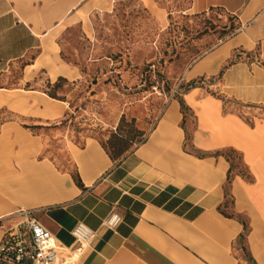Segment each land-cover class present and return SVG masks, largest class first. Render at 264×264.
Here are the masks:
<instances>
[{
	"label": "crops",
	"instance_id": "crops-1",
	"mask_svg": "<svg viewBox=\"0 0 264 264\" xmlns=\"http://www.w3.org/2000/svg\"><path fill=\"white\" fill-rule=\"evenodd\" d=\"M103 1L0 0V57L18 59L43 45L22 82L45 67L51 71L46 63L31 75L27 69L46 46L56 47L52 30L60 28L58 35L86 22ZM189 1L192 14L219 9L235 16L238 27L181 75L184 82L204 79L182 93L196 119L191 134L173 95L154 123L148 119V137L120 158L95 138L84 146L64 140L74 174L39 156L45 139L24 125L28 118L48 126L66 114L67 102L41 90L0 89V112L11 115L0 126V239L17 220L14 213L36 209L66 245L75 241L79 221L95 230L77 264H264V0ZM56 50L58 64L70 70ZM188 135L204 156L186 148ZM226 148L242 153L252 175L233 173L228 195L231 163L214 154ZM229 198L236 215L222 212ZM112 209L123 215L116 228L103 224ZM237 214L248 222L245 257L235 248L245 232Z\"/></svg>",
	"mask_w": 264,
	"mask_h": 264
},
{
	"label": "rangeland",
	"instance_id": "rangeland-1",
	"mask_svg": "<svg viewBox=\"0 0 264 264\" xmlns=\"http://www.w3.org/2000/svg\"><path fill=\"white\" fill-rule=\"evenodd\" d=\"M236 24L235 16L219 9L192 14L189 0H104L89 10L86 22L68 26L58 35L60 28L50 32L71 71L58 64L56 47L46 46L43 56L27 70L31 75L34 66L46 63L51 71L45 67L22 82L26 65L44 49L41 45L18 59L0 57V89L49 94L57 75L66 74L68 80L56 91L67 102L66 114L48 126H37L28 118L24 125L30 136L45 139L39 156H51L75 174L64 140L84 146L88 138H95L109 153L127 154L148 137V119L154 123L173 95L179 98L188 90L187 82L180 83L183 71L232 35ZM52 76L57 78L53 81ZM8 118L11 115L2 110L0 126ZM182 124L191 134L196 126L192 111L184 112ZM26 141L24 147L30 150L32 144L27 147ZM186 148L192 150L190 138ZM234 159L238 164L234 173L242 170L247 175L242 157ZM225 210L235 214L231 198ZM243 246L245 240L236 242L238 257L246 256Z\"/></svg>",
	"mask_w": 264,
	"mask_h": 264
},
{
	"label": "built area",
	"instance_id": "built-area-1",
	"mask_svg": "<svg viewBox=\"0 0 264 264\" xmlns=\"http://www.w3.org/2000/svg\"><path fill=\"white\" fill-rule=\"evenodd\" d=\"M176 91L177 88L174 93ZM35 212L36 209H20L12 215L17 220L0 239V264H77L86 254L95 230L79 221L72 229L75 241L66 245L35 216ZM122 219V213L112 209L103 224L116 228Z\"/></svg>",
	"mask_w": 264,
	"mask_h": 264
},
{
	"label": "trees",
	"instance_id": "trees-1",
	"mask_svg": "<svg viewBox=\"0 0 264 264\" xmlns=\"http://www.w3.org/2000/svg\"><path fill=\"white\" fill-rule=\"evenodd\" d=\"M67 80L68 79L66 77L60 76L55 83H52L53 91L48 92L49 95L52 96V97L58 98V99H64L63 97L58 96L56 91L61 85H63V82L67 81ZM203 80H204L203 78H199L197 80L187 82V88L190 89L192 86H196L198 84H201L203 82ZM179 100H180V103L182 105L183 112H185L186 110H190V108L187 105V103L185 102L183 96L179 97ZM189 138H190V135H188V139ZM122 151L123 150H119V151L115 152V155L111 154V153H110V155H111L112 158L117 159V158L122 157L121 156L122 153H123ZM192 151L195 152L196 154L200 155V156H204L206 154V152L198 150V149L196 150L194 148H192ZM214 154L226 156V158L231 163V166H230V169H229V174H228V183L226 184V195H228L229 194V187L228 186H229V183H231L232 176H233V173H234V169L238 165L237 163H235V161H234L235 159L234 158L236 157V155H239L240 157H242V153L239 152L238 150L234 149V148H226V149H222V150H217ZM244 166L246 167V169L248 170L249 173L247 175H245V173H242V174L244 176H246L247 178L252 179V175H251V173L249 171L248 166L245 163H244ZM241 171L242 170H240L239 173H241ZM76 180H77L78 183L80 182L78 176H76ZM222 212H224L225 214H228L225 209H222ZM232 215H235V214L232 213L231 216ZM237 215L239 216L240 220L244 224L245 232H243L240 235V238H239L240 241H243V240H245V237H246V231L248 229V222H247L246 218H244L241 214H237ZM243 248H245V247L243 246ZM250 261L252 263L254 262V260L251 257H250Z\"/></svg>",
	"mask_w": 264,
	"mask_h": 264
}]
</instances>
